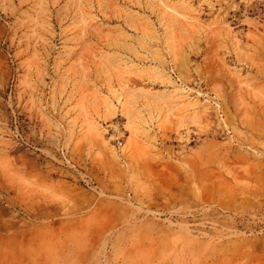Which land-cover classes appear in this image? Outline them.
Wrapping results in <instances>:
<instances>
[{
  "label": "rangeland",
  "instance_id": "374dc122",
  "mask_svg": "<svg viewBox=\"0 0 264 264\" xmlns=\"http://www.w3.org/2000/svg\"><path fill=\"white\" fill-rule=\"evenodd\" d=\"M0 264H264V0H0Z\"/></svg>",
  "mask_w": 264,
  "mask_h": 264
}]
</instances>
